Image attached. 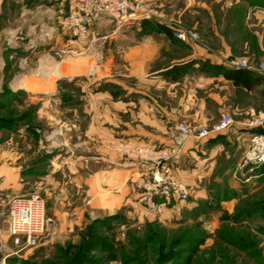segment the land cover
<instances>
[{"label":"rangeland","instance_id":"1","mask_svg":"<svg viewBox=\"0 0 264 264\" xmlns=\"http://www.w3.org/2000/svg\"><path fill=\"white\" fill-rule=\"evenodd\" d=\"M244 1L193 6L191 14L188 0L150 3L174 24L188 31L194 26L197 44L221 52L207 26L215 20L232 48L229 60L248 62L247 90L218 84L221 98L236 100L232 124L250 109L264 112V81L256 71L264 57V0ZM67 4L0 0V264H264V181L245 182L241 147L228 174L220 160L204 192L191 197L189 191L185 202L156 214H142L134 173L127 185L136 199L113 209L98 206V193H105L95 175L113 164L108 155L138 171L124 148L160 153L168 146L126 140L122 111L118 125L93 126L99 116L93 106L105 98L123 104V46L141 24L102 16L78 41L60 26ZM26 13L42 17L33 18L42 25L7 31ZM31 196L45 203V227L35 247L21 250L7 231L10 204Z\"/></svg>","mask_w":264,"mask_h":264},{"label":"crops","instance_id":"2","mask_svg":"<svg viewBox=\"0 0 264 264\" xmlns=\"http://www.w3.org/2000/svg\"><path fill=\"white\" fill-rule=\"evenodd\" d=\"M188 1L190 14L193 6L245 3L244 0ZM23 17L12 22L7 31L20 26L23 31L25 28L29 31L30 26L43 23L33 20H41L42 17H37V14L26 13ZM207 26L212 32V41L217 42L221 52H214L208 46L196 42L173 39L165 32L139 34L143 29L141 26L137 28L135 37L139 39H126L123 46V104L111 103L105 98L106 103L96 105L97 108L93 106V111L97 110L99 115L97 119L94 118L93 126L118 125L121 123L118 113L122 111L123 136L131 143L146 141L158 147L180 144L183 154L176 163V175L190 188L191 197L204 192L203 184L208 182L220 160L224 161V175L228 174L234 166L233 152L239 147L244 152L250 133L260 130L245 126V114L244 118L233 121L231 128L219 136L197 140L191 135L179 132L178 127L183 122L203 126L218 121L222 114L232 117L236 100L221 98L219 82L244 90L252 83L251 79L248 88H244L242 85H234L233 81L224 77L222 72L239 69H231L226 63L232 48L229 41L215 29V20H208ZM191 31H194V26ZM3 32V27H0V38H3ZM250 70L251 68L241 71L249 73ZM106 136L111 137L108 134ZM99 155L105 156L103 153ZM112 155H108V159L113 164L108 162L109 166L95 175L101 183L100 187L104 188L101 191L105 193L97 195V204L101 208L106 206L113 209L119 203L129 204L136 199V194L127 185L130 176L136 174V168L128 163L116 164L119 163L118 157ZM235 175L233 174L234 177ZM237 180L243 182L242 175ZM251 181L255 184L264 181V166L255 172L245 173V182Z\"/></svg>","mask_w":264,"mask_h":264},{"label":"built area","instance_id":"3","mask_svg":"<svg viewBox=\"0 0 264 264\" xmlns=\"http://www.w3.org/2000/svg\"><path fill=\"white\" fill-rule=\"evenodd\" d=\"M151 2L152 0H68L67 11L60 17V26L68 36L84 41L88 38L94 22L102 16L139 23L155 21L167 26L173 39L182 42L198 41L194 32L174 24L160 9L151 7ZM226 63L231 69H250L248 62L243 59L228 60ZM256 71L264 81V57L259 61ZM246 117L244 124L247 128L260 129L250 133L239 164L240 170L245 169L247 173H252L264 166V112L250 109L246 112ZM232 125L231 117L222 114L215 123L196 126L183 122L178 130L197 140H203L219 136ZM123 152L139 166L134 184L145 217L156 214L160 207L182 203L188 199L190 188L175 176L176 163L182 155L181 146L177 144L166 147L160 153H154L145 146H128ZM44 227L45 203L42 199L31 196L12 201L7 231L21 250L35 247L43 236Z\"/></svg>","mask_w":264,"mask_h":264},{"label":"trees","instance_id":"4","mask_svg":"<svg viewBox=\"0 0 264 264\" xmlns=\"http://www.w3.org/2000/svg\"><path fill=\"white\" fill-rule=\"evenodd\" d=\"M140 24L143 30L165 32L166 34L170 35V30L164 25H161L159 23L153 21L152 22L142 21ZM222 74L224 75L225 78L233 81L234 85L237 86L242 85L244 88H248L249 83L252 79L249 73H245L244 71L241 70H234L233 72L232 71L222 72Z\"/></svg>","mask_w":264,"mask_h":264}]
</instances>
